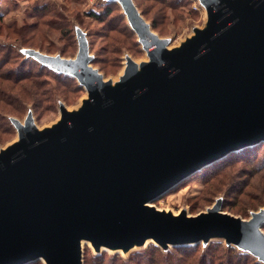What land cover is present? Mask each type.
Returning <instances> with one entry per match:
<instances>
[{"label":"water","instance_id":"obj_1","mask_svg":"<svg viewBox=\"0 0 264 264\" xmlns=\"http://www.w3.org/2000/svg\"><path fill=\"white\" fill-rule=\"evenodd\" d=\"M150 61L128 59L112 87L79 36L74 58L36 53L77 77L90 99L39 130L14 119L20 141L0 153V264H83L96 250L161 247L218 235L264 262V208L243 219L220 203L173 215L150 202L202 167L264 141V0H201L209 20L167 48L133 0H117Z\"/></svg>","mask_w":264,"mask_h":264},{"label":"rangeland","instance_id":"obj_2","mask_svg":"<svg viewBox=\"0 0 264 264\" xmlns=\"http://www.w3.org/2000/svg\"><path fill=\"white\" fill-rule=\"evenodd\" d=\"M133 2L151 30L167 40L169 49L180 48L198 29L208 25V11L201 0ZM32 24L38 26L30 32L17 31ZM79 36L85 38L91 66L112 87L123 82L128 59L139 71L143 63L150 61L117 0H0V88L11 86L17 91L18 86L29 82H17L21 74L38 70L44 73L33 78L42 88L36 93L35 90L26 93L21 103H18L21 99L15 100L8 92L0 97V153L20 141L14 119L25 124L31 116L35 126L44 131L61 121V106L70 112H79L90 99L88 90L77 77L49 67L35 55L74 58L79 51ZM3 61H6L4 65ZM6 101L22 105L21 111L8 106ZM217 203L223 212L243 219H249L264 208V141L202 167L152 200L150 205L173 215L185 212L190 216L207 211ZM152 245L154 243L146 242L128 250L108 247L96 250L83 241V264H167L168 261H171L169 264H188L187 258H179L175 246L161 247L160 252L150 250ZM176 246L183 252L197 246L207 252L212 250L219 259L225 256L232 264H251L253 258L264 264L251 252L228 244L218 235L207 241ZM236 249L248 253L249 257L236 259ZM25 264L46 263L36 259ZM219 264L225 263L220 261Z\"/></svg>","mask_w":264,"mask_h":264},{"label":"trees","instance_id":"obj_3","mask_svg":"<svg viewBox=\"0 0 264 264\" xmlns=\"http://www.w3.org/2000/svg\"><path fill=\"white\" fill-rule=\"evenodd\" d=\"M94 15H95V13H94ZM36 26H38V25H34V24L26 25V26H23V27H20L19 29H17V31L22 32V31L27 30V32H30L32 29L36 28ZM6 61H3L2 65H4ZM42 74H44V73H43V71H40V70L35 71V72L27 71L26 73L21 74L20 77L17 79V82L29 81L32 85L29 84V82H28V84H22V85L17 87V91H15L13 89V87H11V86H8L5 88H0V95H1L0 97L2 98V95L6 94L8 92L10 94V96H12V95L15 96V98H14L15 100L21 99L20 101H18V103H21L22 99H24L26 97V93L32 92L33 90H35V93H36L39 89L42 88L41 83H38V81L33 79L34 77H36V75L40 76ZM0 77H2V75H0ZM42 93L43 92H41V94ZM41 94H39V95H41ZM6 102H7L8 106H12L14 108V110L21 111L20 108L22 107V105H16V103H14L13 101H6ZM251 147L250 146L245 147L243 149H240L238 151H234L232 153H236V152L238 153V152H241L244 150L246 151ZM212 245H213V243L211 244V246ZM174 249H175V251H179V256H180L179 258H187L186 263H188V264H216V262H218V264H219L220 261H223L225 264H232L231 260H227V258H225V256H223L222 259H219V255L215 251L209 250L207 252L206 249L200 248L198 246L194 247L192 249H189L185 252L180 251V246H175ZM150 250L161 252L162 249H161L160 245L154 243V245H152V248ZM229 255L232 256L233 253H230ZM247 255H248V253L241 252L237 249L235 251V258L236 259H239V260L244 259L245 260V258L249 257ZM167 256L168 255H166V257ZM193 258H194V261H193ZM253 259H254L253 263H251V264H260L259 261H257L255 258H253ZM169 263H171V261H168L167 264H169ZM177 264H179V263H177Z\"/></svg>","mask_w":264,"mask_h":264},{"label":"bare ground","instance_id":"obj_4","mask_svg":"<svg viewBox=\"0 0 264 264\" xmlns=\"http://www.w3.org/2000/svg\"><path fill=\"white\" fill-rule=\"evenodd\" d=\"M153 33H154V32H153ZM83 241H84V240H83ZM85 241H87L89 244H91V246H93L90 240H85ZM146 242L156 243V241L149 240V239L145 240V243H146ZM145 243H144V244H145ZM46 264H47V263H46Z\"/></svg>","mask_w":264,"mask_h":264}]
</instances>
